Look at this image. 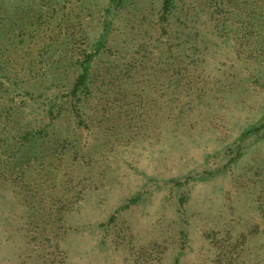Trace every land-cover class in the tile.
I'll list each match as a JSON object with an SVG mask.
<instances>
[{"label":"rangeland","instance_id":"1","mask_svg":"<svg viewBox=\"0 0 264 264\" xmlns=\"http://www.w3.org/2000/svg\"><path fill=\"white\" fill-rule=\"evenodd\" d=\"M0 264H264V0H0Z\"/></svg>","mask_w":264,"mask_h":264},{"label":"trees","instance_id":"2","mask_svg":"<svg viewBox=\"0 0 264 264\" xmlns=\"http://www.w3.org/2000/svg\"><path fill=\"white\" fill-rule=\"evenodd\" d=\"M168 2H169V0H167ZM86 74H87V71H86ZM86 78H87V76L86 75H84V77L82 78V82L84 81V80H86Z\"/></svg>","mask_w":264,"mask_h":264}]
</instances>
